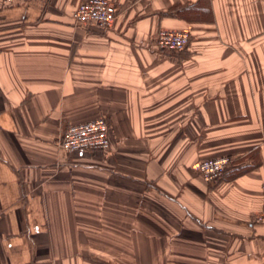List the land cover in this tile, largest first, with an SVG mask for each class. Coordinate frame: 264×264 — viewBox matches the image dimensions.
I'll list each match as a JSON object with an SVG mask.
<instances>
[{"label": "crops", "instance_id": "0c3cea01", "mask_svg": "<svg viewBox=\"0 0 264 264\" xmlns=\"http://www.w3.org/2000/svg\"><path fill=\"white\" fill-rule=\"evenodd\" d=\"M81 1L0 0V264H264V0ZM99 116L109 149L61 148Z\"/></svg>", "mask_w": 264, "mask_h": 264}, {"label": "built area", "instance_id": "2783aa9c", "mask_svg": "<svg viewBox=\"0 0 264 264\" xmlns=\"http://www.w3.org/2000/svg\"><path fill=\"white\" fill-rule=\"evenodd\" d=\"M5 1L11 4L25 0ZM72 17L78 24L96 23L102 27H110L118 17V6L112 0H83L72 11ZM189 41L190 33L185 29L161 28L154 37L157 47L174 51L183 50ZM110 146V125L104 116L69 124L61 139V148L64 151L107 150ZM232 162V157L223 155L200 160L194 164V168L205 181L212 182L223 175ZM262 188L264 191V183ZM2 215L0 209V220ZM256 221L264 223V205L256 215Z\"/></svg>", "mask_w": 264, "mask_h": 264}, {"label": "rangeland", "instance_id": "374dc122", "mask_svg": "<svg viewBox=\"0 0 264 264\" xmlns=\"http://www.w3.org/2000/svg\"><path fill=\"white\" fill-rule=\"evenodd\" d=\"M185 30L189 31V33H190V39H191V32H190V30L189 29H185ZM189 44H190V42H189ZM188 45L186 47H188Z\"/></svg>", "mask_w": 264, "mask_h": 264}]
</instances>
